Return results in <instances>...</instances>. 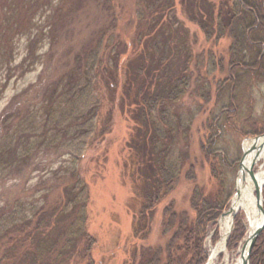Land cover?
<instances>
[{"label":"trees","instance_id":"1","mask_svg":"<svg viewBox=\"0 0 264 264\" xmlns=\"http://www.w3.org/2000/svg\"><path fill=\"white\" fill-rule=\"evenodd\" d=\"M180 5L205 40H230L225 76L213 83V91L208 77L213 65L205 75L192 77L188 34L175 18L174 0H139L135 35L128 45L116 43L122 52L108 54L104 59L97 43L94 50L77 58L76 62L83 60L81 65L75 64L52 87L41 91V101L46 106L44 120L39 123L35 117L21 132L24 138L14 142V147L12 135L6 133L5 139L0 140L3 176L32 150L55 147L64 137L77 140L93 132L99 110L93 70L98 68L99 80L106 83L111 79L107 88L120 87L118 104L126 109L132 123L123 173L133 186L138 205L133 210L134 235L143 240L151 234L156 206L181 181L194 183L196 168L207 163L217 188L206 191L197 184L192 187L188 203L193 216L177 210L175 203L169 201L161 214V236L165 241L134 247L128 264H204L206 238L228 206L231 173L238 163L237 159H227L218 148L223 134L234 131L238 124V133L243 137L264 132L255 129L254 121L249 124L251 113L245 112L251 88L264 82V0H180ZM121 56L126 61L119 69ZM212 56L209 59L223 72L222 60L213 61ZM104 60L106 66L102 64ZM118 72L122 73L120 84ZM227 89L224 106L221 102ZM189 97L196 101L188 104ZM211 99H215L216 106L221 105L218 116L212 111L201 123L206 135L199 143V159L190 147L191 128L195 119L207 112ZM22 142L24 149L17 152L15 147ZM71 157L76 159L77 153ZM71 164L62 168L61 176L65 179L57 177L60 183L45 190L42 203L30 211L20 203L21 198L14 199L12 194L4 198L8 190L2 192L5 195L0 196V264H93L91 251L95 241L86 232L88 190L75 162ZM57 191L55 198H49ZM242 233L237 220L228 250L235 247ZM262 247L264 238L253 246L250 264H264Z\"/></svg>","mask_w":264,"mask_h":264},{"label":"rangeland","instance_id":"2","mask_svg":"<svg viewBox=\"0 0 264 264\" xmlns=\"http://www.w3.org/2000/svg\"><path fill=\"white\" fill-rule=\"evenodd\" d=\"M138 1L0 0V140L5 139V134L8 133L7 135L13 137L14 147V142L24 138L21 132L29 127L35 117L37 122L43 121L46 106L41 101L42 92L69 73L75 64L81 65L83 60L76 62L77 58L94 50L97 43H100L99 54L104 56V59L108 54L112 56L122 52L121 48L116 47V43L121 41L124 46L128 45L135 35ZM173 8L175 18L188 34L186 39L192 52V77L194 79L197 74L205 75V72L211 71L210 68L214 66L208 75L212 88L215 81L225 76L230 40L226 37L215 42L205 40L200 29L187 20L180 0H174ZM209 55H213V61L222 60L223 72L209 59ZM125 61L126 57L121 56L119 69L124 66ZM102 64L106 66L105 60ZM93 71L94 80H97L93 82L94 97L99 102L97 117L93 121L94 131L77 140L64 137L55 147L30 151L27 156L20 158L19 165L0 176V196L5 195L2 193L4 190L6 193L8 190L4 198H9L11 194L14 199L21 198L20 203L30 211L32 207L42 203L41 197L45 190L60 183L56 178L61 176L62 168L72 165L74 161L88 190L86 232L95 241L91 251L93 264H128L134 247L153 246L165 241L161 236V214L169 201L175 203L177 210H185L193 216L188 203L192 187L197 184L205 187L206 191L215 190L217 183L210 177L208 164L201 163V167L196 168L194 183L181 181L165 201L156 206L148 239L143 240L134 235L133 210L138 205L133 186L123 173V164L129 155L126 144L132 123L125 113L126 109L118 104L120 87L117 90L107 88L106 83L111 85V79L103 83L104 79L99 80L97 76L98 68L95 67ZM118 74H121L117 78L120 84L122 73ZM227 95L228 89L221 102L224 106L227 105ZM186 99L188 104L196 101L195 97ZM214 100L211 99L206 108L207 112L197 117L191 128L190 147L197 157L201 138L206 135L201 123L206 121L208 113L212 114V111L216 116L219 115L221 103L216 106ZM246 104L249 105L245 106V112L248 110L246 114L251 113L249 124L254 121L256 130L264 129V82L251 88L250 100ZM28 117L30 121L25 122ZM233 130L223 134L218 148L224 151L227 159H237L239 163L245 140L259 135L241 136L239 124L235 125ZM248 131L252 132V129L248 128ZM23 142L15 147L17 152L24 149ZM74 152L77 153L76 159L71 157ZM13 159L15 158L7 157V160ZM238 163L235 171L231 173L230 198L222 214L230 208L236 192ZM261 170H264V155L257 162L254 172L259 173ZM60 179L63 181L64 175ZM263 191L264 187V210ZM57 193L58 191L51 194L49 198L53 195L55 198ZM220 219L218 218L205 241L206 262L211 250L221 239ZM237 220L243 228V233L235 247L228 250L227 243ZM260 222L256 214L255 223ZM250 227L244 212L236 213L231 219V230L223 244V252L218 254L212 264H237L240 249L249 237ZM262 238L264 229L255 244ZM261 250L264 252V247Z\"/></svg>","mask_w":264,"mask_h":264},{"label":"water","instance_id":"3","mask_svg":"<svg viewBox=\"0 0 264 264\" xmlns=\"http://www.w3.org/2000/svg\"><path fill=\"white\" fill-rule=\"evenodd\" d=\"M244 143L242 157L238 163L235 185L238 180H240L242 184H245L246 178L253 183L255 189L256 214L261 222L258 223L254 230L250 231L248 239L244 242L240 249L237 264H249L251 250L257 237L264 229V210L262 208V188L264 187V184H259L257 182L256 175L258 173L254 172L257 162L264 155V133L251 139H246ZM245 145L248 148H245ZM236 195H239L237 191ZM229 214H234L231 209H229L228 212L222 216H227ZM206 264H208V261Z\"/></svg>","mask_w":264,"mask_h":264},{"label":"bare ground","instance_id":"4","mask_svg":"<svg viewBox=\"0 0 264 264\" xmlns=\"http://www.w3.org/2000/svg\"><path fill=\"white\" fill-rule=\"evenodd\" d=\"M245 148H248L245 146ZM257 182L264 184V170H261L256 175ZM236 191L239 193V195H234L230 209L233 213H238L239 211H243L248 223L250 224V231L254 230L255 227L258 225L255 223V216H256V202H255V189L253 186V183L246 178L245 184H242L240 180L236 183ZM230 223L231 218L230 216L224 217L220 221V228H221V239L218 245L211 250V253L209 255V263L212 264V262L215 260V258L223 252V244L225 241V238L229 234L230 231Z\"/></svg>","mask_w":264,"mask_h":264}]
</instances>
